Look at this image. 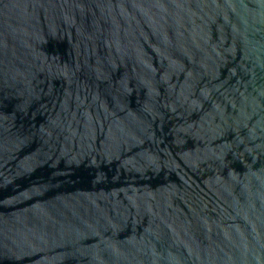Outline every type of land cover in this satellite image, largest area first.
I'll use <instances>...</instances> for the list:
<instances>
[{"label":"water","instance_id":"1","mask_svg":"<svg viewBox=\"0 0 264 264\" xmlns=\"http://www.w3.org/2000/svg\"><path fill=\"white\" fill-rule=\"evenodd\" d=\"M0 264H264V0H0Z\"/></svg>","mask_w":264,"mask_h":264}]
</instances>
